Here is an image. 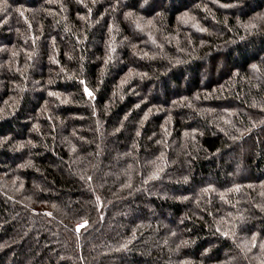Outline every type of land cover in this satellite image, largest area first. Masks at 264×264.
Returning a JSON list of instances; mask_svg holds the SVG:
<instances>
[{
  "label": "trees",
  "instance_id": "16d2710c",
  "mask_svg": "<svg viewBox=\"0 0 264 264\" xmlns=\"http://www.w3.org/2000/svg\"><path fill=\"white\" fill-rule=\"evenodd\" d=\"M0 264H264V0H0Z\"/></svg>",
  "mask_w": 264,
  "mask_h": 264
},
{
  "label": "rangeland",
  "instance_id": "374dc122",
  "mask_svg": "<svg viewBox=\"0 0 264 264\" xmlns=\"http://www.w3.org/2000/svg\"><path fill=\"white\" fill-rule=\"evenodd\" d=\"M206 77V74L203 76V78Z\"/></svg>",
  "mask_w": 264,
  "mask_h": 264
}]
</instances>
